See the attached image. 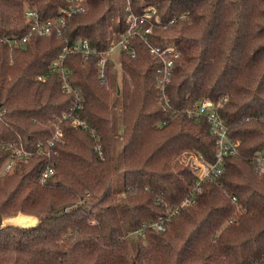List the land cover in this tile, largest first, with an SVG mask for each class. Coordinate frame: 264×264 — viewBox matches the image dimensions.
Here are the masks:
<instances>
[{"label":"trees","instance_id":"16d2710c","mask_svg":"<svg viewBox=\"0 0 264 264\" xmlns=\"http://www.w3.org/2000/svg\"><path fill=\"white\" fill-rule=\"evenodd\" d=\"M141 1L83 0L84 12L59 36L16 47L13 38L27 33L25 9L45 21L66 0H0V264H135L136 255L144 264H264V170L254 164L264 154V0H145L161 26L130 42L134 56L120 52L112 91L109 61L102 81L97 67L108 15L120 33L126 7L139 14ZM83 39L94 52L67 53L53 71L62 49ZM167 39L178 57L164 106L159 61L146 44ZM202 98L219 105L236 151L219 178L200 183L192 205L170 216L196 182L191 161L214 162L215 137L192 114ZM114 139L123 203L112 189ZM47 167L54 173L41 182ZM18 215L35 223L6 224Z\"/></svg>","mask_w":264,"mask_h":264},{"label":"built area","instance_id":"2783aa9c","mask_svg":"<svg viewBox=\"0 0 264 264\" xmlns=\"http://www.w3.org/2000/svg\"><path fill=\"white\" fill-rule=\"evenodd\" d=\"M67 6L59 10V16L52 19L41 21L39 15L35 10L25 9L23 17L27 24V33L21 38H13L12 45L16 47L23 46L31 37H47L55 34L59 36L66 26L67 20L72 15L82 13L85 10L83 0H66ZM139 14H135L127 6L125 9L126 15L123 19L124 30L118 33L117 41L115 43L109 41V46L106 51L100 54V58L97 61V67L99 72V79L102 81L105 76L106 62L109 61L111 53L118 48L119 51L129 52L131 56H134L133 51L130 50V42L135 39H141L144 42L146 38L151 36L153 27L161 26L160 19L156 15V9L153 4L142 0L138 6ZM171 21L170 23H172ZM149 53L153 58L159 61L157 69V82L156 88L158 96L164 106L167 104L166 89L170 82L172 67L174 60L178 57V51L176 45L172 39H167L162 45H150L148 40L147 44ZM79 52L85 58L94 52L90 48L87 40H79L71 46H66L62 49L61 55L52 64V69L55 71L61 66L62 58L67 53ZM63 78L65 71L59 70ZM63 88L69 90V87L64 84ZM218 104H215L207 98H202L196 104L192 114L195 116L204 117L209 125L210 132L215 137L214 146V162L213 164H206L199 159H194L190 163V168L196 175V182L193 184L189 194L183 200L179 207H174L168 211L169 215L172 216L180 211V208L189 207L195 201V195L201 192L200 183L207 180H215L220 177L223 170V163L226 157L231 156L236 151V144L231 142L227 137V127L223 120L218 116L216 108ZM190 115V114H189ZM69 115H63L65 119ZM80 123V122H79ZM77 121H73V124L78 125ZM81 124V123H80ZM59 136L58 131H55L53 137ZM22 153L17 152L15 158L21 160ZM13 161L6 163L3 167V172L8 173L12 169ZM255 171L262 173L264 170V154L256 153L254 156ZM54 173L50 167L45 168L41 175L40 180L44 182L48 177ZM234 200V199H233ZM162 220H158L155 223V229L160 231L163 229Z\"/></svg>","mask_w":264,"mask_h":264},{"label":"rangeland","instance_id":"374dc122","mask_svg":"<svg viewBox=\"0 0 264 264\" xmlns=\"http://www.w3.org/2000/svg\"><path fill=\"white\" fill-rule=\"evenodd\" d=\"M108 21H109V37H110V41L115 43L117 41V37H118L117 19L112 14H110V15H108ZM119 56H120V51H119L118 48H116L111 53V56L109 58L110 72H111V76H112V78L114 80V83H113L114 85L112 86V91L115 89L116 86L120 85V60H119ZM118 110H120L119 106L116 105L115 108H114L115 118L117 117V114L119 112ZM119 119H120V115L118 114V121L117 122H119ZM121 149H122L121 142H117L114 139V151H113L114 173L112 174V189H113V192H114L115 201L117 203H123L124 202V195L122 193V182H123L122 165H119L118 167H116V164H115V160L117 158H119V156L121 157ZM121 163H122V159H121ZM116 168H118V169H116ZM121 211L122 210H120L119 212H121ZM19 216H21V215H18L16 217H14L13 219L8 220L6 222V224L7 223H11V224H15V225L25 226V225H31L34 222V219L31 218V217H26L25 218V216H23V218H21V217L19 218ZM22 222H24V223H22ZM128 228L129 227L127 226L126 222L124 223V221H123V229L125 231H127ZM134 235L135 234L133 232L132 233L130 232L127 235V237H126L130 252L132 254L134 252L133 251V246H132V241H133L132 237H134ZM135 264H144L142 259H140L139 255L135 256Z\"/></svg>","mask_w":264,"mask_h":264},{"label":"crops","instance_id":"0c3cea01","mask_svg":"<svg viewBox=\"0 0 264 264\" xmlns=\"http://www.w3.org/2000/svg\"><path fill=\"white\" fill-rule=\"evenodd\" d=\"M22 216V215H21ZM27 216H25V218H26ZM35 222V221H34ZM34 222H33V224H34Z\"/></svg>","mask_w":264,"mask_h":264}]
</instances>
